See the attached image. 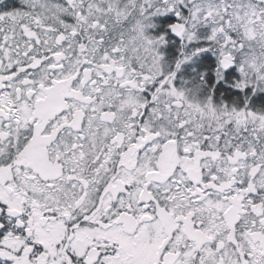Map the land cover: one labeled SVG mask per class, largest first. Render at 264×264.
Segmentation results:
<instances>
[{
    "label": "snow or ice",
    "instance_id": "6c2138e0",
    "mask_svg": "<svg viewBox=\"0 0 264 264\" xmlns=\"http://www.w3.org/2000/svg\"><path fill=\"white\" fill-rule=\"evenodd\" d=\"M0 264H264V0H0Z\"/></svg>",
    "mask_w": 264,
    "mask_h": 264
}]
</instances>
